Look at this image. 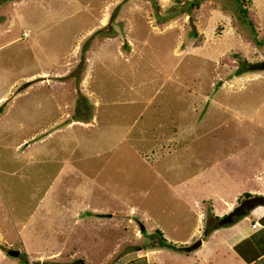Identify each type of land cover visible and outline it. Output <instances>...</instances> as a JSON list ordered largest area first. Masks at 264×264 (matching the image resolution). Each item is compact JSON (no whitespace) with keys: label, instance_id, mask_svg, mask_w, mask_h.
<instances>
[{"label":"rangeland","instance_id":"rangeland-1","mask_svg":"<svg viewBox=\"0 0 264 264\" xmlns=\"http://www.w3.org/2000/svg\"><path fill=\"white\" fill-rule=\"evenodd\" d=\"M259 1L256 15L248 2L198 0L162 20L182 2L0 0V264H111L146 243L181 264L172 249L196 228L184 201L201 183L184 191L188 176L216 165L227 185L264 159V72L235 75L264 61ZM232 135L237 160L225 157ZM216 187L192 244L229 223L231 192ZM56 200L92 215L72 228L75 244L53 220Z\"/></svg>","mask_w":264,"mask_h":264},{"label":"crops","instance_id":"crops-1","mask_svg":"<svg viewBox=\"0 0 264 264\" xmlns=\"http://www.w3.org/2000/svg\"><path fill=\"white\" fill-rule=\"evenodd\" d=\"M248 4L250 6L249 12H252L254 15H256L257 12L262 13V11L258 9V5L262 4L259 0H248ZM256 70H258V74L263 76L262 73L264 72V67L257 68ZM244 73L245 74H251V73L256 74L255 70L254 71L246 70V71H242L237 74L235 73L234 74L240 75V77L244 79V77L246 78V75ZM40 104L42 105L44 103H40ZM234 135L227 136V139L230 142L227 146L229 147L231 152L229 154H226L225 157L232 159V160H237L239 154H238L237 149L235 148L234 139L236 137ZM245 165L247 166V168L250 169L248 164H245ZM209 169H210V172L212 171L213 173V175L211 176L212 179L217 180V183L210 184L208 181L206 182L204 180L205 179L204 175L206 172H208ZM203 170L205 171L207 170V171L203 173ZM248 171L251 172L249 175H246L245 173L240 174L239 181L230 182L228 180L229 182L227 183V185H225L223 181V179L225 178L221 177V175L225 173L226 171L223 170L221 167L216 168V165H212L208 169H204V168L201 169L199 167V169L194 173V175L192 174L190 175V172H189L188 173L190 175L188 176L189 178L186 179L185 177L186 179L185 185L184 187H181V188H184V191H188V189L191 188L192 183L189 180H192L193 177L195 178V180L193 181L200 179L201 183L198 184L197 182H195L196 187L199 185L198 186L199 192L197 193L199 195L196 194V197L197 196L199 197L197 198L195 197V199L186 197L187 200L184 201L187 204H189V206L191 205V208L195 210L197 223L195 224L196 228H194V230H196V233H194V230H192L188 236H186L184 239L181 240V242L185 244L184 246L186 248H183V249L173 248L172 249L173 251H175L176 257H179L181 259L180 260L181 264H264V204H258L254 206L250 210V213L248 212L244 215L237 216L226 225L218 224L216 225V227L214 226V229L212 228L211 230H209L207 234L202 233L203 231L202 207L205 204V200H207L205 198L207 196H212L215 202L218 199H220L219 198L220 196L218 194L219 193L218 189H211V192L208 193L207 191L209 190L207 189V186L212 185L214 188H217L216 185L219 184V186L222 189L224 188V189L230 190L231 196L228 197L227 205L230 203L233 207L242 198H244L243 193L245 191H248L251 194L264 193V177L261 176V175H264V159L262 160L261 167H257L256 169L252 168L251 170H248ZM258 174H261V175H258ZM243 176L246 177V180L252 179L254 181L253 184L250 183V181L248 182V184L246 183L245 180L242 181L243 178H245ZM181 188H178V189H181ZM44 202H45V198L41 197L38 205L42 206ZM195 202H198L197 205ZM52 203L55 204V208L53 209V212H52L53 217H54L53 220L61 223L60 229H59L60 234L63 235L64 240L68 238L75 239L71 242L72 244H75V241H78L79 239H77L76 237L77 234L72 231L73 230L72 228H75V229L79 228L81 230L85 228L86 222L84 221L87 219L90 220L92 216V215H89L90 213L88 212L89 210L85 209L88 206L84 208H78L77 206L74 209H67L68 205L63 200H58V201L56 200L55 202H52ZM212 204L215 206L213 202ZM233 207H230V209ZM132 208H133L132 205H130L129 210H131ZM215 209H216L215 214H220L217 204L215 206ZM67 210L68 212L72 210L71 219H69ZM54 212L56 214L57 220L55 219ZM77 213H79L80 215ZM97 218L98 217H95L94 220L97 222L102 221V219L100 221V219H97ZM79 221L82 222V225L78 224ZM246 221H248V224H246ZM199 228L202 229L199 235V238H198V240L200 239L201 242L199 245L193 247L191 245L192 244L191 241L196 239L197 235L199 234V232H197ZM161 232L164 236V233L162 230ZM214 233H218L219 236L214 235ZM72 235H75L76 238L72 237ZM146 244L137 246V247L132 246V248L130 249L127 248L125 251L120 253L118 255L117 260H115V262L111 264H123V261L127 262L128 260L132 259L134 256H143V255L147 257L146 264H152V263L170 264L167 262V260H171L172 257H168V255L170 254L168 253L166 247H163L161 246V244H157V243H154L152 245L151 244L146 245ZM166 252H167V256L158 257V253H166ZM130 253H134V255L129 256ZM1 255H2L1 258L4 259L5 258L4 253L3 254L1 253Z\"/></svg>","mask_w":264,"mask_h":264},{"label":"trees","instance_id":"trees-1","mask_svg":"<svg viewBox=\"0 0 264 264\" xmlns=\"http://www.w3.org/2000/svg\"><path fill=\"white\" fill-rule=\"evenodd\" d=\"M155 5H157L156 3V0H151ZM248 2V0H240V2ZM178 2H182V4L180 5V3L178 4H173L169 7L168 11H167V15H165L164 17H161V19H169L171 17H174L175 15L181 13L183 10H189L191 6H195V5H198V0H178ZM241 2V3H242ZM245 11V10H244ZM260 67H264V61H258L257 64L256 63H250L247 65V67H243V68H239L236 72L239 73V72H242L244 70H254L256 68H260ZM236 73V74H237ZM251 195L250 192L248 191H245L243 193V197H246V196H249ZM221 217V216H220ZM219 217V218H220ZM218 218V217H217ZM210 228V227H209ZM207 232V231H206ZM209 232V231H208ZM156 234H159L160 235V238H159V241L163 244H166V245H169L171 247H175V244L172 243V241H169V243H166L165 242V238L163 237V234L161 232L160 229H156ZM147 244H154V243H147ZM146 244V245H147ZM132 247H129L128 249H130ZM134 248V247H133Z\"/></svg>","mask_w":264,"mask_h":264},{"label":"water","instance_id":"water-1","mask_svg":"<svg viewBox=\"0 0 264 264\" xmlns=\"http://www.w3.org/2000/svg\"><path fill=\"white\" fill-rule=\"evenodd\" d=\"M258 204H264V193L251 194L242 198L227 214L222 217L221 222H231L235 216L246 214L250 209ZM140 227L143 228V225L141 224ZM200 242L201 241L199 239L195 241L192 246L195 247L199 245ZM8 253L11 255H17L19 250L11 248L8 250Z\"/></svg>","mask_w":264,"mask_h":264},{"label":"built area","instance_id":"built-area-1","mask_svg":"<svg viewBox=\"0 0 264 264\" xmlns=\"http://www.w3.org/2000/svg\"><path fill=\"white\" fill-rule=\"evenodd\" d=\"M27 33H28L27 30H23V34H24V35L27 34ZM253 224H255V223H253Z\"/></svg>","mask_w":264,"mask_h":264},{"label":"flooded vegetation","instance_id":"flooded-vegetation-1","mask_svg":"<svg viewBox=\"0 0 264 264\" xmlns=\"http://www.w3.org/2000/svg\"><path fill=\"white\" fill-rule=\"evenodd\" d=\"M256 206V205H255ZM236 217V216H235Z\"/></svg>","mask_w":264,"mask_h":264}]
</instances>
